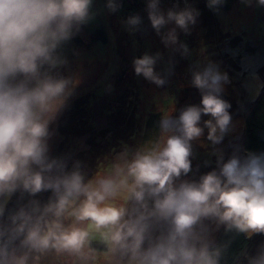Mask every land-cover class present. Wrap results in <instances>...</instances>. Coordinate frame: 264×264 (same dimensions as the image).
Listing matches in <instances>:
<instances>
[{
	"label": "clouds",
	"instance_id": "1",
	"mask_svg": "<svg viewBox=\"0 0 264 264\" xmlns=\"http://www.w3.org/2000/svg\"><path fill=\"white\" fill-rule=\"evenodd\" d=\"M224 2L207 0L206 7L219 13ZM105 7L116 13L121 4L106 0ZM146 12L164 46L187 55L177 29L189 34L199 10L185 0L164 11L160 0H147ZM96 14L93 0H0V201L17 192L30 197L6 220L0 202V264H44L49 257L63 264H220L224 249L211 238V225L264 234V153L234 152L225 161L214 150L215 169L182 179L205 129L213 146L232 130L230 104L220 95L229 78L218 64L191 71L200 105L177 117L164 113L156 138L125 146L90 178L80 161L69 168L49 155V126L74 87L56 71L67 64L60 50ZM123 24L135 32L142 18L133 14ZM161 59L159 52L133 58L135 75L165 85L171 68L155 71ZM45 191L47 202L32 198ZM245 258L264 264V245Z\"/></svg>",
	"mask_w": 264,
	"mask_h": 264
},
{
	"label": "rangeland",
	"instance_id": "2",
	"mask_svg": "<svg viewBox=\"0 0 264 264\" xmlns=\"http://www.w3.org/2000/svg\"><path fill=\"white\" fill-rule=\"evenodd\" d=\"M119 3V11L109 13L105 7L106 0H93V10L97 13L95 18L82 25L74 35L80 37L81 45L74 46L71 38L60 50L67 64L56 71L62 76L71 77L74 87L73 94L67 98L65 106L49 126L52 133L48 140L50 157L64 158L67 163H73L77 161L78 152L100 146L106 149L102 150V170L101 167L125 146L134 150L153 140L159 134V121L164 113L177 117L182 108L200 105L201 93L191 85V71L197 65L202 68L209 61L218 64L229 78L222 95L232 109L237 108L241 112L243 106L253 101L261 89L264 82V6H255V0L251 7L245 6L241 0H225L219 13L206 7L207 0H187L188 4L200 12L189 34L177 29L179 41L188 47L187 55H181L178 48L173 50V46L166 48L161 42L147 18V0H119ZM174 4L183 8L185 0H160L164 11ZM133 14L142 18V24L140 30L130 33L123 21ZM171 27L174 25H167L162 32ZM96 29H102L105 33V44L92 35ZM157 52L162 59L155 65V71L164 75L165 70L171 68V74L166 77L167 83L161 87L135 75L132 65L133 58ZM86 97L88 99L83 106L86 111L75 106L79 101L84 102ZM66 110L69 112L65 113ZM120 110L126 114V118H130L129 121L124 120V116L120 117L123 120L119 118L122 130L127 127V122L133 125L137 122L138 138L132 142L127 140L123 144L119 143L117 150H107L113 143L110 141L111 136L121 133L115 124L113 127H118L117 130L110 129ZM81 116H84L82 120L73 122ZM208 118L202 116V121ZM68 122L74 124V127ZM80 123L86 125L83 127ZM89 126L93 127V131H89L91 134L87 131ZM238 133L233 128L230 131L229 149L232 154L236 148L240 151ZM206 135L205 129V136L192 143V167L194 163L201 167L211 166L217 160V156H214V150L217 149L206 139ZM89 138L94 141L96 139V144H88ZM86 153L85 156H89ZM230 156L223 155V158L227 161ZM200 176L196 174L194 180ZM17 194L15 198L13 194L0 201L5 204L3 219L6 220L9 211L30 199L27 194ZM50 195V191H45L32 198L45 203ZM258 234L253 233L250 237ZM48 261H44V264H48Z\"/></svg>",
	"mask_w": 264,
	"mask_h": 264
},
{
	"label": "trees",
	"instance_id": "3",
	"mask_svg": "<svg viewBox=\"0 0 264 264\" xmlns=\"http://www.w3.org/2000/svg\"><path fill=\"white\" fill-rule=\"evenodd\" d=\"M86 30V29H85ZM86 32H88L86 30ZM89 33V32H88ZM92 35L98 39V41H101L102 43H106L107 38L105 33H103L102 29H96L94 32H92ZM72 42L75 45H81L80 44V37L73 36ZM226 89V87H223ZM226 91V90H225ZM228 91V90H227ZM221 98L225 100L222 93L220 94ZM227 95V92L224 94ZM88 97L84 100V102H77L75 106H79L83 109V106L85 102L87 101ZM86 111V109H83ZM234 110V112H232ZM230 115L232 117V128L236 129L239 133V143H240V151H235L238 155H245L248 152L251 153H264V82L262 83L261 89L256 96V98L248 102L246 105L243 106V110L241 112L239 109H232L230 106L229 110ZM69 112L66 110L65 113ZM64 113V114H65ZM118 114H116L115 122H113L111 125L112 127L110 129H115L114 124L119 126V131L121 130V133H115L111 136V143L107 150L109 148L113 150H117V145L123 144L125 141L134 140L136 137L138 138L139 134V126L136 122L134 125L131 122H127V127L122 130V127L120 126L119 118L124 116V120L129 121L130 118H126V114H122L121 110L117 111ZM121 114V115H120ZM234 115V116H232ZM65 115H63L64 117ZM69 117V116H68ZM84 116H81L80 118L76 117V120L73 122H78L82 120ZM122 119V118H120ZM135 119V117H134ZM123 120V119H122ZM135 122V120H134ZM70 122H68L69 124ZM71 124V123H70ZM82 124V123H80ZM78 124V126L80 125ZM83 127L86 125L85 123L82 124ZM71 127H74V124H71ZM118 128V127H117ZM115 129V131L117 130ZM121 128V129H120ZM59 129V128H58ZM93 127L89 126L87 128V131L89 134L93 131ZM58 131V130H57ZM78 132V129H77ZM60 134L63 132H59ZM118 136V138H116ZM229 137H231L230 132L224 137L223 141L219 145H215V148L219 150L222 155L226 156L227 154L232 153L228 152V144L230 142ZM74 138V137H73ZM98 136H96V139ZM95 141L92 138L88 139V144H96ZM73 139H70L69 141H72ZM68 141V143H69ZM130 142V143H131ZM100 146L91 147L89 151H80L78 152L76 159L77 161H80L82 163V170L86 173L87 177L93 176L94 173H96L98 170H100V166L102 164L101 158L104 155V152H102ZM106 151V149H104ZM89 153V156L87 153ZM241 155V156H243ZM216 158V155H214ZM229 158V157H228ZM227 158V159H228ZM80 159V160H79ZM72 163H68V167L71 168ZM216 165V161H213V164L211 166L207 167H201L197 164H193L192 171L189 173L186 177L182 179H188V180H194L196 178V174H205V172H209L210 170H213ZM102 168V167H101ZM95 171L93 172V170ZM195 169V170H194ZM192 172H195L193 174ZM203 172V173H202ZM19 193V192H17ZM17 193H14V198L17 197ZM212 233L211 237L214 240V242L222 246L224 251L222 253V258L220 261V264H247L245 256H254L259 251L260 247L264 245V234H258L256 236H249L244 233H238L235 230L232 231H226L224 226H220L219 228L216 227V225H211ZM48 264H63V261H55L53 258L49 257Z\"/></svg>",
	"mask_w": 264,
	"mask_h": 264
},
{
	"label": "bare ground",
	"instance_id": "4",
	"mask_svg": "<svg viewBox=\"0 0 264 264\" xmlns=\"http://www.w3.org/2000/svg\"><path fill=\"white\" fill-rule=\"evenodd\" d=\"M229 146H230V144H228V152H229V151L231 152V150L229 149ZM230 147H231V146H230ZM235 151H237V148H236V150H233V153H234ZM70 163H72V162H70Z\"/></svg>",
	"mask_w": 264,
	"mask_h": 264
}]
</instances>
